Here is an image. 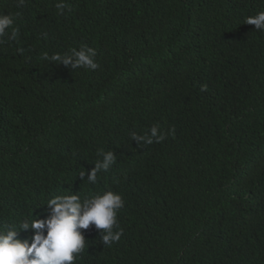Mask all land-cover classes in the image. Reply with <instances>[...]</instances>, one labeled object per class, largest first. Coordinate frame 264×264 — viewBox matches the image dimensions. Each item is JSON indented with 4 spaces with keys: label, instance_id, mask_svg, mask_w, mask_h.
I'll return each mask as SVG.
<instances>
[{
    "label": "trees",
    "instance_id": "16d2710c",
    "mask_svg": "<svg viewBox=\"0 0 264 264\" xmlns=\"http://www.w3.org/2000/svg\"><path fill=\"white\" fill-rule=\"evenodd\" d=\"M0 264H264V0H0Z\"/></svg>",
    "mask_w": 264,
    "mask_h": 264
}]
</instances>
